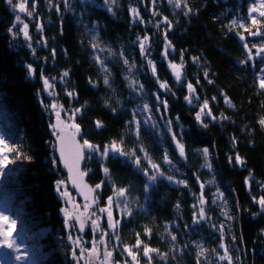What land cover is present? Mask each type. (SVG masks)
I'll return each instance as SVG.
<instances>
[{
  "label": "trees",
  "instance_id": "trees-1",
  "mask_svg": "<svg viewBox=\"0 0 264 264\" xmlns=\"http://www.w3.org/2000/svg\"><path fill=\"white\" fill-rule=\"evenodd\" d=\"M261 12L264 0H0V218L15 223L0 238L4 264L23 255L25 264H88L84 252L102 238L113 264H264V58L256 55L264 36L251 35L264 33ZM181 60L177 82L169 64ZM144 105L157 126L142 119ZM56 112L59 126L79 125L80 139L99 150L84 166L97 194L95 236L64 222ZM113 143L126 162L100 157ZM145 247L155 251L145 256Z\"/></svg>",
  "mask_w": 264,
  "mask_h": 264
},
{
  "label": "snow or ice",
  "instance_id": "snow-or-ice-1",
  "mask_svg": "<svg viewBox=\"0 0 264 264\" xmlns=\"http://www.w3.org/2000/svg\"><path fill=\"white\" fill-rule=\"evenodd\" d=\"M8 3H9V4H12V3H13V0H8ZM168 3H173V0H168ZM175 3H176V6H177V7L180 6V0H175ZM105 6H107V5H105ZM19 10H20L21 12H24V11H25V7H24L23 4L19 5ZM256 10H257V9L254 8V7L248 9L249 13H251V12H255ZM131 11H132V13H133V19H132V22L135 23V22L139 19V13L137 12L136 9H132ZM260 14H261V16H264V12H261ZM28 15L31 16L32 13L29 12ZM185 15H187V13H185ZM16 20L19 21V20H20V17L17 16V17H16ZM141 23H142V21H141ZM233 23H235V21H234ZM253 23H256L255 17H253ZM28 27H29L28 24H24V25H23V28L21 29V31L23 32L24 37H26V38L28 37ZM251 35H253V36H257V35L264 36V33L260 32V31H257V32H253V33H251ZM238 38H239L241 41H244V39H245L243 36H239ZM137 42L139 43L141 56H144V55L146 54V52L149 51V48H148V37H144L143 40H139V39H138ZM29 47H31V45H29ZM244 47L247 48V44H244ZM169 48H170V45H166V46H165V55H167V51H168ZM256 55H257V57H262V58H264V49H260V50H258L257 53H256ZM249 56H250V58H251V49H249ZM124 63L127 64L128 61L125 60ZM147 64H148L149 66H151V68H152V73H153V75H155V71H156V69H155V66H154V64H153V61L148 60V61H147ZM182 64H183V61H182V60H181V65H177V64H169V68L172 70V72H173V74H174V78H175V80H176L177 82H181V81H182L181 71H180V69H181V67H182ZM27 67H28V70H29L30 72L33 70V69H32V65H28ZM261 71H264V69H261ZM64 75L67 76V73H64ZM205 76H207V72H205ZM209 82H211V81H209ZM104 84H105V85H108V84H109L108 76H105V77H104ZM260 85H261L262 88H264V79L261 80ZM129 86L132 87L133 85L130 84ZM137 86H138L139 88H143V85H137ZM49 87H50V85H49L48 79H47V78H44V79H43V88H44V90H45L46 93L48 92ZM160 87H161V88H165L166 85H165V84H161ZM187 87H188V89H189L190 92H191V91H194V90H193V86H192L190 83L187 85ZM49 94H50V93H49ZM69 95H71V93H69ZM185 99L188 100V101L191 103V98H190V97H185ZM213 99H215V97H213ZM157 100H158V104H162V105L165 107V109H167V101H166V100H164V101H160V100H159V97H157ZM225 102H226V103L229 102L228 99H227V97H225ZM207 103H208V102L205 101V102H204V105L201 107V111H199V112L196 113V117H195V119H196L198 122L201 121V116L205 114V113H204V108L207 107ZM143 107H144V109H147V108H148V105H144ZM52 108L55 109V108H56V105L53 104V105H52ZM158 110H159V108H157V111H158ZM77 111H79V110H77ZM59 116H60V113H59V112H56V117H57V119H58V123H57L56 125H53V129H54V130H55L57 127H59ZM177 120H178V118H177ZM134 122H135V121H134ZM137 123H138V122H137ZM169 123H170V122H169ZM260 123H261L262 125H264V119H262V120L260 121ZM96 126H97V127H100V126H101V124H100L99 121L96 122ZM203 126H204V127H207V125H203ZM72 127L75 128V131H76L77 134L80 133V126H79V125H73ZM60 131H61V133H63V128H61ZM58 139L61 140V142H63V139H64L63 135L59 136ZM173 139H175V136H173ZM176 147L179 149V155H180L181 157H183V156H184V146H183L182 144H179V142H177V143H176ZM85 149L88 150V151H87V155H85ZM98 151H99V150H98V147H97V146H94V145H92V144H90L88 140H84L82 145H80V144H77V145H76L75 152H74V155H73L74 166H75V168H76V174H75V176L73 177V180H72L73 185H77V180H78V178H79V177H82V176L84 175V173H82V172L79 171V164H80V162H81L82 160H85V159H90L94 154H97ZM109 154H111V155H112L114 158H116V159H120L121 157H124L125 159H124L122 162H126V160H127V155H129V154L121 153L120 150L117 148V146H116L115 143H113L111 149H109L107 146H105V149H104L103 153H99V155H100L101 158H103V157H105V156H108ZM208 154H209V150H208L207 148H204V149H203V155L205 156V158H207ZM60 155H61V159L64 161V163L67 164V160H66V158L64 157V149H63V147H61ZM165 162H167V156H165ZM236 162H237L238 164L242 163V161L240 160V158H239L238 156L236 157ZM139 163H140V160H139V158H137V159H136V164L139 165ZM206 166H207V167H211V165H206ZM153 167L156 168V167H158V166H157V165H153ZM69 170L71 171L72 169H69ZM103 171H104L105 174L108 173V169H107V168H104ZM137 171H141V170H140L139 168H137ZM145 174H146V170H145ZM160 175H162V174H160ZM159 178H160V176H158V175H153V176L149 177V179H150L151 181H153V182H155V181H156L157 179H159ZM165 179H167L170 183L174 182V181H173V178H172L171 176L165 177ZM62 183H63V181H57V182H56L57 191H58V193H59L61 196L68 197V196H69V193H68L67 191L59 192V187H60V185H61ZM209 183H212V182L210 181ZM77 186H78V185H77ZM95 187H96V189H99V188L101 187V185H100V184H97ZM202 187H203V186H202ZM88 191H89V192H92L93 189H88ZM124 193H125V190H124V189H120V191H119V195H124ZM220 195L222 196L223 194L221 193ZM69 198H70V197H69ZM85 199H88V197L85 196ZM108 200H109V204H111V202H112V197H109ZM93 202H94V201H93ZM203 202H204V201L201 200V204H203ZM260 205H261L262 207H264V199H262V200L260 201ZM86 207H87V205H86ZM62 211H65V217H66V218H65V221H64V222H65V224L67 225V224H68V220H69L70 217L68 216L66 210H62ZM100 211L103 212V211H105V209H100ZM129 211H130V210H129ZM107 215H108V219H109V227H113V225L111 224L112 212H111L110 210H108ZM200 215H201V218H203L204 213H203V209H202V208H201V213H200ZM225 215H227V213H225ZM5 219H6V218H5ZM76 220L79 221V220H80V217H76ZM71 227H76V225L73 224V225H71ZM90 227H91V230H92V232H93V235L95 236V234L98 232V229H99V225L97 224V221H96V220H92V221H91V226H90ZM84 229H85V223H84V222H80L79 225H78V229H77V230L80 231V232H83ZM175 238H176V237L173 236V239H175ZM68 239L71 241V240H72V237L69 236ZM102 239H103V238H102ZM79 242H80V237H77L76 241H74L73 243L78 244ZM140 243H141L140 240H137V241H136V244H137V245H139ZM94 247H95V245H94ZM126 250L129 251V254L131 255V251L128 250V249H126ZM75 251H76L75 248H73L72 255H73V258H74V259H75ZM149 251H155V250H154V249H149V248L145 247V249H144V255L147 256L148 253H149ZM201 254H203V253L201 252ZM108 255L110 256L111 253H108ZM133 259H135L134 256H133ZM221 259H224V257H221Z\"/></svg>",
  "mask_w": 264,
  "mask_h": 264
},
{
  "label": "water",
  "instance_id": "water-1",
  "mask_svg": "<svg viewBox=\"0 0 264 264\" xmlns=\"http://www.w3.org/2000/svg\"><path fill=\"white\" fill-rule=\"evenodd\" d=\"M63 135L64 139L63 142L58 139L59 136ZM83 144V141L80 139L79 135L76 133L74 129L71 128H63V133H61L60 129L57 130V134L55 136V154L58 158V162L60 164V167L63 171V173L66 176V180L68 183V186L74 190L76 193L77 197L82 201V203H86L88 206V211L86 214H82L81 209H77L78 213L75 216V223L78 225L80 222L85 223V229L83 232H80L82 235H85L87 228L89 226V221H90V216L93 211V209L96 207L97 202H96V190L94 189L93 185L88 181L87 175L84 171V166L86 163V159L82 160L79 164V171L84 173L82 177H79L77 180V185H73L72 180L73 177L76 174V168L74 166V161H73V155L75 152L76 145ZM91 144V143H90ZM61 147L64 149V157L67 160V164L64 163V161L61 159L60 155V150ZM87 149H85V155H87ZM69 169H72L71 171ZM88 189H93L92 192H89ZM85 196L88 197V199H85ZM94 201V202H93ZM76 217H80V220L77 221ZM5 224L4 221L0 220V235L5 236V231L1 229V227ZM107 262L108 259L106 258ZM110 264V263H108Z\"/></svg>",
  "mask_w": 264,
  "mask_h": 264
},
{
  "label": "rangeland",
  "instance_id": "rangeland-1",
  "mask_svg": "<svg viewBox=\"0 0 264 264\" xmlns=\"http://www.w3.org/2000/svg\"><path fill=\"white\" fill-rule=\"evenodd\" d=\"M17 2H18V0H17ZM146 103H148V102L146 101ZM142 114H143L142 119H144V120L146 119L147 123L152 124L154 126L158 125L157 122H155V120H154V113H153V108L151 105L150 106L148 105V108L145 109L144 111H142ZM67 127H69V126H67ZM60 128H63L62 125L57 127V129H60ZM60 181H63V183L59 187V192L67 191L69 193L68 197L61 196V195L60 196L63 199V203H64L63 210H66L68 216L70 217L68 220V225L71 226V225L75 224L73 218H74L75 213L77 212V207H80L84 213L87 212L88 207H86L87 204L81 203L80 200L78 202V198H77L76 194L71 193L70 188H69L66 180H60ZM118 196L121 197L122 195L118 194ZM108 210H110V209L106 208L105 211H103V212L100 211V213H106L107 214ZM63 213L65 216V211H63ZM91 220L98 221V218H91ZM91 220H90V223H91ZM111 223H112V221H111ZM14 225H15L14 220L9 218L8 223L5 226L6 232L12 231ZM49 231H50V228L48 226L47 227H41L39 230L40 237L45 236ZM96 243L97 244L95 247L93 245L88 250V252L87 251L84 252V255L88 258V264H102L101 263V257H100L101 249L99 248L100 243L99 242H96ZM3 257H4V254L0 250V264H4ZM24 260H25V256L23 255L20 257L21 264H25Z\"/></svg>",
  "mask_w": 264,
  "mask_h": 264
}]
</instances>
